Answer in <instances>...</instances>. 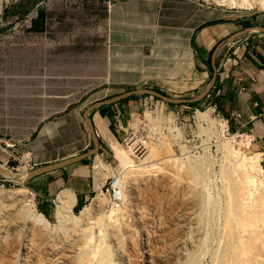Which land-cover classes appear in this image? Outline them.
Segmentation results:
<instances>
[{
    "label": "rangeland",
    "instance_id": "1",
    "mask_svg": "<svg viewBox=\"0 0 264 264\" xmlns=\"http://www.w3.org/2000/svg\"><path fill=\"white\" fill-rule=\"evenodd\" d=\"M109 2L115 1L0 0V140L5 144H13L16 149L44 119L62 112L70 104L81 103L101 85L105 77ZM197 2L204 8H222L241 16L264 14V7L260 5L247 9L224 6L218 0ZM112 93L108 92L107 97L117 94ZM136 106L129 139L118 146L135 164L141 165L143 156L134 154L129 140L148 142L149 149L157 152L150 162H165L160 171L152 174L150 182L147 176L136 173L133 182L128 184L120 175L121 163L115 159L111 144L104 148L103 155L92 157L88 164L92 178L96 172L104 171L107 186L113 179L115 191H121L125 185L126 199H122L123 206L119 210L110 207L102 188L95 189L86 203L67 212L62 208L57 210L55 199L42 207L26 184H17L13 179L1 180L3 189L14 192L22 189L24 197L17 201L16 208L0 203V264H24L27 246H41L40 250L46 251L53 243L73 239L76 229L85 225L82 217L86 210L92 214L100 212L97 218H104L102 223L97 219L87 225L92 230L86 227L95 239L98 230L106 227L110 230L107 239L114 244L112 234L115 235L116 220L120 223L123 241L114 247L116 261L109 264H181L180 250L189 231L185 225L183 230L181 217L183 219L187 202L194 198L188 194L200 192H207L209 207L205 209L208 220L197 225L199 236L202 240L205 238L207 251L199 264H264V172L256 173L241 166L243 158L231 160V144L238 145L233 140L223 142V134L218 137L220 129L216 122H201L196 117L198 112L213 109V118L221 119L216 115L217 108L206 101L193 106L168 104L149 95H141ZM244 148V155L253 156ZM16 155L28 157L24 152ZM25 158L21 159V164L11 159V167L18 171L27 167L30 160L26 162ZM98 159L107 166L101 172L97 167ZM260 164L264 169L261 156ZM195 166L206 168L207 176L203 181L207 180L208 189L205 192L193 174ZM233 170L238 178L247 172L255 180L254 194L245 210H241L234 199V180L229 175ZM198 205L193 207L196 213L204 209ZM5 213L12 215L5 217ZM40 213L47 220L44 225L36 223ZM170 214L180 222L164 234L154 231ZM142 217L147 219L145 224L139 221ZM21 218L26 221L22 223ZM150 228V254L153 250L161 251L165 244L170 249L158 253L153 263L144 251L147 242L144 233L148 234ZM135 231L140 236L136 237ZM132 241L137 251L131 250ZM99 244L101 246V242ZM83 245L81 253L75 254L78 261L70 264L79 263L82 256H87L88 246ZM33 261L30 258L29 263Z\"/></svg>",
    "mask_w": 264,
    "mask_h": 264
},
{
    "label": "crops",
    "instance_id": "2",
    "mask_svg": "<svg viewBox=\"0 0 264 264\" xmlns=\"http://www.w3.org/2000/svg\"><path fill=\"white\" fill-rule=\"evenodd\" d=\"M257 26H264V14L241 16L222 8H204L197 0L111 3L101 85L81 103L70 104L44 119L16 149L7 148L8 144L0 140V165L11 167V154L23 152L30 160L24 166L27 170L80 155L93 148L85 118V111L93 104L136 89L175 98H197L213 75L214 87L198 102H210L227 117L231 130L248 139L244 148L248 154L261 156L264 163V32L248 33L257 41L253 51L233 45L237 36ZM233 37L237 38L230 41ZM108 92L117 94L107 97ZM139 97L104 105L90 113L101 155L111 144L119 162L118 145L127 140ZM90 159L36 176L26 185L42 207L55 199L57 210L61 204L74 209L86 203L95 189L99 191L107 178L104 171L96 172L94 179L90 176ZM97 162L103 164L101 159ZM5 179L10 178L0 172V181Z\"/></svg>",
    "mask_w": 264,
    "mask_h": 264
},
{
    "label": "bare ground",
    "instance_id": "3",
    "mask_svg": "<svg viewBox=\"0 0 264 264\" xmlns=\"http://www.w3.org/2000/svg\"><path fill=\"white\" fill-rule=\"evenodd\" d=\"M218 1L220 2L221 5H224V6L227 5V6L247 8V9H252L254 5H260L261 7H264V0H218ZM212 112H213V109H209L205 112H198V113L196 112L197 113L196 117L201 122L202 121L203 122H210V121L216 122L220 129L218 137L220 138L223 137L222 136L223 134L224 135V138L222 139L223 142L232 143V140H233L238 145V147L237 146L233 147L234 144H231L232 147H230V159L235 160L238 157L243 158V161H241L242 163L240 164L241 166L243 165L246 168L248 167L249 169H251L252 171H255L256 173L264 172V169L262 168L260 164L259 156L247 157L246 155H244V153H242L243 152L242 147H246L249 143L248 139L245 137H243L240 140H236L235 137H231L227 139L226 131H225L226 129L225 122L221 119H214L212 116ZM204 143L206 144V142ZM129 144H131L132 146L131 149L134 151V154L139 153L143 156V158L140 159L142 164L141 165L135 164V162L129 156H127L128 154L127 155L125 154L123 148H120V154L118 155L119 156L118 158L121 163L120 165L122 167L120 175L123 176V178H125V181H127V183L129 184L133 182L134 175L140 172L141 174L147 176V182H150L151 180L150 177L152 176V174H154L157 171H160V169L165 164V162L163 160H157L155 162H150V159L154 158L157 152L155 150L149 149L148 142L138 141V140H135L134 138H131L129 140ZM28 159L29 158L26 157L25 161L27 162ZM97 165H98L97 167L99 168V172L104 170L105 168L104 164H102L101 162H98ZM238 168H240L239 165H238ZM22 169H23L22 172L21 171H18V172L19 174L24 175L26 171L28 170L25 167H23ZM193 171H194L193 174L196 176V180L200 181L201 188L204 190V192L205 190L207 191L208 189L207 180L203 181L207 176L206 168L203 166V169H202V167L199 168L198 166H195V169ZM229 175H230V179L234 180V182H232L234 184V189H235L234 199H237L240 209L245 210L248 207L249 202L251 201V197L254 194L253 192V188L255 186L254 177H252V175L248 174L247 172L245 173L243 172L242 177L238 178L235 176L234 170L231 171ZM188 188L191 189L192 186L190 185L188 186ZM99 190H101V187L99 188ZM116 192H120L121 198L123 197L122 198L123 200L126 199L125 185L121 187V191H116ZM23 193L24 192L22 189L14 192V191H7L3 189V187L0 186V203L12 204V205H15V208H16L18 206L17 201H22L24 197ZM205 193L200 192L196 194L194 193L188 194L190 196H193L194 198H191L187 202V204L184 207L185 212L183 214L184 215L183 219L181 217V220H182L181 223L183 226V230H185L186 227L189 228L187 237L183 239V246H182L183 248L182 250H180L181 252H180L179 258L181 257V260H182L181 264H199L201 263V260L203 259L204 255L206 254L205 252H207L205 250V245H206L205 238L202 240V238L199 236L200 234L197 228V225L199 224V222L205 223L208 220L207 211L205 209L208 210L209 199L207 198V192ZM105 198L109 201L108 196H106ZM202 199L204 202H202ZM197 204L202 205V208L204 209H201V210L198 209L199 211L196 213L195 211H193V207L196 206ZM59 207L62 208L63 210H66L67 212H72V205L61 204L59 205ZM99 213L100 212L96 214L94 213L92 214L90 210H86L83 213V217H82L84 219L83 221L85 225H83L79 229H76L78 230L77 235L74 236L73 239H69V240L66 239L64 240V242H61L59 244L53 243L51 246L48 247V250L46 251H41L40 250L41 246L37 248H34L31 245L29 247L27 246V248L25 249V257H24L25 263L30 264L29 260L30 258H33L34 259L33 264H70L74 261H78L76 260L75 254L77 252L81 253L82 243L88 246V249H87L88 252H86L87 256L85 258L83 256L81 257L82 259V261L80 260L81 263L75 262L73 264H109L111 261L112 262L116 261V259L113 258V255H114L113 251H115L114 247L118 246L123 241V234L121 232L120 223L117 222L116 220V224H115L116 227L114 226L115 235L114 233L112 234L114 244H112V242L108 241L107 239L109 237L108 232L110 230L106 227L98 230L99 234L96 239L94 236H90V233H89L90 231H86V227L89 230H92V227L89 228L87 225H89L94 220L101 219V223H102L104 218H97ZM10 215L12 214L5 213V217H8ZM102 216L103 215L101 214V217ZM171 216L172 215L170 214L167 217H165L162 225L160 227H155L154 231L164 234V232L166 230H169L173 224L180 222L179 219L177 222ZM21 219H22V223L26 221L24 218H21ZM37 219H38V222L36 223L39 225H44L45 223H47V220L45 219L42 213L38 214ZM146 220L147 219H145V217H142L140 218L139 221L142 224H145ZM73 221L76 222L78 220L74 219ZM184 225L186 227H184ZM201 229L204 232V235L209 237L208 236L209 234H207V232L205 233L203 228ZM150 230L151 228L149 229L148 234L144 233L147 235V242H146V246H144L145 247L144 251H145L146 257L149 258L153 263L158 253H164L170 249L168 248L169 246L165 244V247L161 251L156 252L153 250L152 254H150L151 252V249H149V246H150L149 241H151ZM134 233L136 237L140 236L138 232L135 231ZM159 240H161V238L158 239V241ZM100 242H101L102 247L99 244ZM132 242L134 243V241ZM70 247H75V248L70 249ZM131 250L137 251V245L135 243L131 245ZM32 254H34V256H32Z\"/></svg>",
    "mask_w": 264,
    "mask_h": 264
},
{
    "label": "water",
    "instance_id": "4",
    "mask_svg": "<svg viewBox=\"0 0 264 264\" xmlns=\"http://www.w3.org/2000/svg\"><path fill=\"white\" fill-rule=\"evenodd\" d=\"M253 31H257V32H264V26H257V27H252V28H248L246 31H244L241 35L237 36V37H242L243 35H246L250 32ZM237 37H233L230 39V41H233L235 38ZM215 81H216V76L213 75L207 89L202 92L197 98H175V97H171V96H167L164 94H161L159 92L156 91H151V90H146V89H136V90H131L128 91L126 93L114 96L110 99L104 100V101H100L97 102L95 104H93L92 106H90L86 111H85V118L87 121V124L89 126V129L91 131L92 134V139H93V148L87 152H84L80 155L68 158L66 160H62L60 162L54 163V164H48V165H44V166H40L31 170H28L24 175L19 174V172H16L12 167L10 166H5V165H0V172L3 173L7 178L13 179L15 181L21 182L23 184H26L29 180H31L32 178L45 174V173H50L53 171H57L60 169H64L70 165H73L75 163H78L80 161H83L85 159H89L92 158L96 155L99 154V149H100V142L99 139L96 135L95 130L93 129L91 120L89 118L90 113L95 110L96 108H99L101 106L104 105H112L115 104L117 102H120L122 100L131 98L133 96H141V95H149L152 96L154 98L160 99L165 103L168 104H191V103H195L198 102L199 100L205 98L211 91V89L214 87L215 85Z\"/></svg>",
    "mask_w": 264,
    "mask_h": 264
},
{
    "label": "built area",
    "instance_id": "5",
    "mask_svg": "<svg viewBox=\"0 0 264 264\" xmlns=\"http://www.w3.org/2000/svg\"><path fill=\"white\" fill-rule=\"evenodd\" d=\"M113 1H119V0H113ZM109 5H111V3L109 2ZM233 45H238L241 46L243 48H245L247 51H253L257 48V41L255 40V37L252 36L251 34H247L245 36L239 37L236 39V41L233 42ZM217 117H220L221 120H223L226 124V134L228 135L227 137H235L236 139L240 140L244 137V134L239 132V131H232L231 127H230V123H229V119L225 116H223L222 114L218 113L216 114ZM236 117H240L239 114H234ZM132 118V116H131ZM130 133L127 136V139H129ZM127 141V140H126ZM15 146L13 144H8L7 148L13 149ZM140 152V151H139ZM12 159L17 160L19 163L22 161L21 159L23 157L17 156L16 154H11ZM16 172H18V168H13ZM27 172V171H26ZM7 181V179H5ZM9 181V180H8ZM15 183L17 184H21V182L15 181ZM23 184V183H22ZM107 182L105 183V185L103 186L102 190L103 193H105L106 196H108L109 198V204L110 207L114 210H119L122 206H123V200L121 198V194L120 192H116L114 189L115 186V180H112V183L107 186L106 185ZM25 185V184H24ZM4 186V184L2 185ZM29 193L31 195H34V197L36 196V194L31 191L30 189L28 190Z\"/></svg>",
    "mask_w": 264,
    "mask_h": 264
},
{
    "label": "trees",
    "instance_id": "6",
    "mask_svg": "<svg viewBox=\"0 0 264 264\" xmlns=\"http://www.w3.org/2000/svg\"><path fill=\"white\" fill-rule=\"evenodd\" d=\"M197 102H195V103H191V104H188V105H190V106H193V105H195Z\"/></svg>",
    "mask_w": 264,
    "mask_h": 264
}]
</instances>
